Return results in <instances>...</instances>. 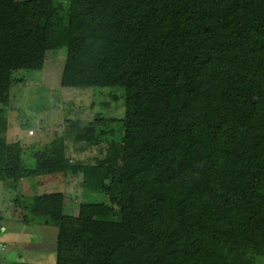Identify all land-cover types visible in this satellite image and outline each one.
<instances>
[{
    "label": "trees",
    "instance_id": "obj_1",
    "mask_svg": "<svg viewBox=\"0 0 264 264\" xmlns=\"http://www.w3.org/2000/svg\"><path fill=\"white\" fill-rule=\"evenodd\" d=\"M65 46L60 84L126 90L120 207L27 198L57 226L55 264H256L264 256V0H0V180L63 172L7 142L11 72ZM89 126L78 134L88 139ZM85 178L88 179L89 169ZM94 195L87 192L84 196ZM12 264H23L16 262Z\"/></svg>",
    "mask_w": 264,
    "mask_h": 264
},
{
    "label": "rangeland",
    "instance_id": "obj_2",
    "mask_svg": "<svg viewBox=\"0 0 264 264\" xmlns=\"http://www.w3.org/2000/svg\"><path fill=\"white\" fill-rule=\"evenodd\" d=\"M67 55L65 46L47 47L39 70L19 69L11 72L13 83L6 113L7 142L22 145V162L33 168L36 154L43 145L62 137L66 155L63 172L16 181L0 180V222L16 218L20 230L15 238L14 253L4 244L0 264H55L57 226L37 222L23 224V204L27 198L45 192L64 195L66 213L77 215L84 199L104 202L106 210H118V189L124 135L126 90L116 87H64L60 84ZM92 126L88 139L77 138ZM32 131V133H30ZM89 169L88 179L85 178ZM94 193L85 197V194ZM0 235V236H1ZM9 246V247H8ZM3 255V256H2ZM256 264H264V256Z\"/></svg>",
    "mask_w": 264,
    "mask_h": 264
},
{
    "label": "crops",
    "instance_id": "obj_3",
    "mask_svg": "<svg viewBox=\"0 0 264 264\" xmlns=\"http://www.w3.org/2000/svg\"><path fill=\"white\" fill-rule=\"evenodd\" d=\"M11 223V224H14V225H20L19 223V220H17L16 218L12 217V218H8V219H4L3 221L0 222V227L1 228H4V233H6L8 231V224ZM24 224V223H23ZM3 231V230H2ZM0 231V235H1V232ZM3 233V232H2ZM20 237V230H17V229H13L8 233V234H4L3 236L1 235L0 236V252L4 251V244H8L10 247H11V250H8L7 253H5V256H11L13 255L14 253V245H17V243L15 242V238H18ZM8 246V247H9ZM3 256V255H2Z\"/></svg>",
    "mask_w": 264,
    "mask_h": 264
},
{
    "label": "built area",
    "instance_id": "obj_4",
    "mask_svg": "<svg viewBox=\"0 0 264 264\" xmlns=\"http://www.w3.org/2000/svg\"><path fill=\"white\" fill-rule=\"evenodd\" d=\"M30 133H32V131H30Z\"/></svg>",
    "mask_w": 264,
    "mask_h": 264
}]
</instances>
